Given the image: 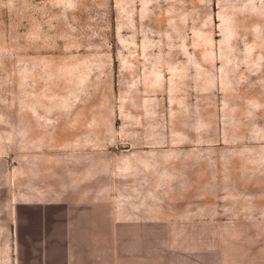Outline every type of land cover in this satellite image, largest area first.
<instances>
[{"label": "rangeland", "instance_id": "1", "mask_svg": "<svg viewBox=\"0 0 264 264\" xmlns=\"http://www.w3.org/2000/svg\"><path fill=\"white\" fill-rule=\"evenodd\" d=\"M58 143L180 194L188 257L264 264V0H0V155Z\"/></svg>", "mask_w": 264, "mask_h": 264}, {"label": "crops", "instance_id": "2", "mask_svg": "<svg viewBox=\"0 0 264 264\" xmlns=\"http://www.w3.org/2000/svg\"><path fill=\"white\" fill-rule=\"evenodd\" d=\"M59 140L84 145L87 138ZM59 144L13 160L0 155V264H202L186 254V222L196 218L171 208L180 194L154 200L161 187L118 166L97 172L132 175L119 187L128 192L112 194L107 177L92 185L90 151H59Z\"/></svg>", "mask_w": 264, "mask_h": 264}]
</instances>
